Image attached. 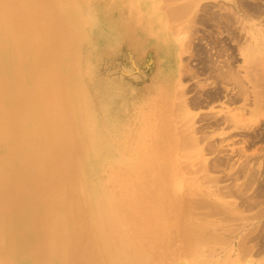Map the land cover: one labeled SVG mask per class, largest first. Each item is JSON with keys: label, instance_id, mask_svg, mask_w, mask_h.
I'll return each mask as SVG.
<instances>
[{"label": "bare ground", "instance_id": "6f19581e", "mask_svg": "<svg viewBox=\"0 0 264 264\" xmlns=\"http://www.w3.org/2000/svg\"><path fill=\"white\" fill-rule=\"evenodd\" d=\"M136 1L140 4L139 8L143 16L147 6L144 7L142 4L149 0ZM195 1L173 4L172 0L171 5L167 0L169 4L166 5L165 2V5L168 9L169 15L166 16L168 20H163L164 16L159 15V9H162L161 3L151 1L148 9L151 7V13L159 16L156 21L159 27L157 34L167 46L171 44V37L175 35L178 37H175L176 43L178 39L182 44L186 40L188 41L186 47L190 44V48H193L191 47L193 40L190 41V38L194 31L192 26L197 22L193 19L194 24L191 23L194 18L193 15L191 18V14L193 9L195 10L193 8ZM76 6L68 3L67 0H0V99L10 96L14 103L8 110L0 108V138L6 142L1 144L0 140V264H187L186 261L190 259H198L204 253L201 247L203 245L207 247L211 243L214 233L207 229L209 225L204 220H191V215L196 219L192 212L202 201L197 200L195 196L193 198L197 201H193L192 197L188 198L196 193L189 192V186L186 187L190 194L188 196L183 194L185 189L179 188L178 184L179 187L176 188L168 185L167 163L171 164L174 161L176 169L189 166L193 157L190 159V154L184 150V147H187L186 144H191L192 147L199 146V141L208 136L205 133H209V131L204 132L200 137L197 135L205 127L233 124L234 128L244 129L243 135L250 133L245 129L252 128L254 132L259 126L263 127L264 20L259 21V24L249 23L248 17L254 19L256 16L264 15V5L249 1L239 5L240 7L234 6L232 11L227 8L228 5L225 13L231 12L230 15L224 19L223 16H219L223 21L216 17L218 13L215 17L212 13V18L214 17L215 22L221 26V28L216 26L218 35L211 33V36H215L213 37L215 40L213 47L217 50L215 55L224 59H219L220 62L217 63L218 61L213 62L216 57L208 59L206 56L208 63L206 61L207 64H205L206 71L210 74L208 78L214 76L218 83L212 91H206V99H219L224 88L228 91L226 96L230 102L242 101L246 104L251 100L254 104L251 111L254 117L252 123L248 121L244 113H241L244 115L241 117L237 115V112L231 115L229 110L220 113L211 111L210 118L203 115L202 120L205 124L198 128L195 125L197 113H192L190 109L200 106L202 101L194 97L192 102H188L186 94L189 89L187 90L186 86V88L183 87L184 76H181L182 79L169 80L167 87L158 91L159 95L155 96L152 104L157 105V109L151 112L150 124L136 132V141H139L138 151H133L134 148L127 146L115 147L114 139L116 138H113V140L109 139V144L103 143L107 156L101 159L94 157V137L96 136L94 124L96 122L93 114L90 115V105L83 99L86 91L81 86L83 78L81 77L80 80L77 72L79 65L76 57L77 41L81 33L79 24L82 19L78 16ZM194 7L196 11L199 10L198 5ZM207 10V12L210 11L209 8ZM181 17H184L187 22H184L185 26L182 25L179 28L178 20ZM202 17L201 15V19ZM205 17L203 24L208 23H204ZM210 19L207 20L210 21ZM253 28L255 31L251 32L250 40H245L244 34L250 33L248 29ZM190 31L191 35L189 34L188 37ZM198 32L193 33L199 36L200 32ZM224 33L227 34V38L223 37ZM194 37L197 40V36ZM184 47L185 44L180 50L182 51ZM192 50L189 49L186 53ZM205 51L203 52L208 54ZM194 53L195 51L191 56ZM179 54L182 56L183 52ZM237 54L244 57L245 64L235 63V59H238ZM63 59H67L72 66L65 73L54 69L53 66L52 69L49 68L48 64L57 63ZM190 69V67L187 69L188 73L193 72H190ZM182 73L186 72L181 71ZM195 73L193 77L196 76ZM40 82L46 85L45 92L40 98L37 96L34 99L33 88ZM25 85L28 87L27 95H24ZM21 88H24V92L13 99L15 91ZM45 102L50 107L47 112L53 118L51 126L53 128L56 126L60 131V125L66 126L61 133L56 131V149L54 154L50 153L48 156V152L44 150L46 148L38 142H33L24 126L36 116L40 105L45 106ZM57 107L63 109L62 115L54 110ZM3 122L7 123L9 130L2 127ZM66 134L67 137H64ZM250 136L247 140L255 142L264 139V132L262 131L259 135L250 134ZM82 148L85 151L80 156L79 149ZM73 152L78 155L76 157L81 164L73 161L64 167L65 160H74ZM253 155H247L248 161L242 163L237 171L241 173L248 170L250 177L259 173L261 169L251 166L249 162L256 156ZM45 157L50 161L49 167L42 163ZM207 165L204 164V166ZM191 172L188 173L189 176L193 174ZM118 174H120L119 177H117ZM74 176L76 179L71 180ZM185 176L184 178L187 179L188 176ZM203 179L197 180L201 183ZM63 186H68L72 191V200L67 204L60 195L56 194V191ZM243 188L245 190V186ZM234 190L237 191L236 188ZM238 191L242 190L238 189ZM258 195L264 198V189ZM249 199L250 205L254 207L256 202L251 201L255 200L254 196ZM202 204L205 207L209 206L205 200ZM215 208L219 207L215 206ZM174 245L180 248V257L177 254L167 253V246Z\"/></svg>", "mask_w": 264, "mask_h": 264}, {"label": "rangeland", "instance_id": "374dc122", "mask_svg": "<svg viewBox=\"0 0 264 264\" xmlns=\"http://www.w3.org/2000/svg\"><path fill=\"white\" fill-rule=\"evenodd\" d=\"M149 1L147 3L142 4V6L144 7L147 6V9L146 8L144 9L145 16L144 14L142 16L139 8L140 4H138L136 0H67V2L70 3L71 5L72 4L74 6L77 5L76 9L78 16L81 17L82 19L79 24V26H81L80 28L81 33L79 35V40L77 41L78 48H77L76 57L79 63L77 72L79 74V79L81 80V77L83 78L81 82L83 84L81 86L86 91L85 92L86 95L83 96V99H85L86 102L92 107L91 108L89 106L90 115L93 114L94 120L96 122V124H94V129L96 130V136L94 137L95 148L93 150L94 157L96 158L97 157H99L100 159L101 157L106 158L107 154L103 147V143L109 144V139L113 140V138H116L114 139L115 147L127 146L128 148H134L133 151H138L139 141H136L137 139L136 132H138V130L141 131L140 128H143L146 125L148 126V124H150L149 119L150 116L152 115L151 112L157 109V105L153 106L152 104L154 102L155 96L159 95L158 91L164 90L165 87H167L169 80L170 81L173 79L175 80L176 78L182 79L183 76L185 77V79L183 77L182 85L183 87L185 86L188 87V88L185 87L187 90L189 89L188 93L186 94L188 96V100H189L188 102L189 103L192 102L195 99L194 97H196V100L200 99L202 101L200 106L192 107L190 109L192 113L195 114L197 113V117L195 119V125L198 128L201 125L205 124L204 120H202L203 115L210 118L212 116V112L220 113L221 111L229 110L230 111L229 113L231 115H235L236 112L238 116L243 115L241 113H244V115L246 114L245 116L248 118V121H250L251 123H252V119H254L253 113H251L254 107V104L251 103L252 101L251 100L247 101L246 104H243L242 101L234 102V103L230 102L228 96H226L228 91H226L224 88L222 89L224 91L222 93L223 95L221 94V96H219V99L218 98L215 100H209L208 98L206 99L207 92L209 90L212 91V89H214L213 87L214 86L216 87L218 83L214 76L208 78L210 74L206 71L205 64L208 63L207 58L215 59L216 57L215 54H217L216 48L213 47L215 43L214 40L215 36H211V35L212 34L218 35L219 33L217 31L216 26L217 27L219 26L218 28H221V26L220 24H218V22L217 23L215 22L216 20L213 19L215 17V14L218 13V15L216 14L217 15L216 17H218L219 20L223 21V19L226 16H229L231 13L229 12L227 14V11L225 13V10H227V8H229L232 11L234 6L244 5L245 2H249V1H251L252 3H259L261 5H264V0H254L255 2L253 0H238V1L237 0H200V1L196 0L193 5V8H195V10L193 9L191 14V18L192 15L194 17L192 18L191 23L194 24L193 23V19H194V22H197L194 25L197 26L194 25L192 26L194 27V31H192L193 35L190 34L191 31L188 33V37L189 34L191 35L190 41L193 40L192 42L193 45L191 44V47L193 48H190L189 46L190 44L188 45L189 49L191 50L193 49V50L191 52L188 51V53H186V51L189 50L188 46L186 47L188 41L186 40L184 41L186 49L184 50L185 48L184 47L183 50L181 51L180 49H182V45L184 46V44H182V42L179 41V39L178 42L176 43L177 39L175 40V37L177 36L173 35V37H171V44L167 46V44L161 41L160 37L157 34L158 33L157 29L159 27H158V22L156 21H158L157 18L159 16L157 14L155 15L152 14L151 7L150 9H148V7L153 1L159 4L161 3L160 6H162V9H159L160 12L159 15L162 17L164 16L163 20L164 19L168 20L166 19V16L168 17L169 15L168 9L166 8L167 7L166 5L169 4L168 2H166L167 0H151L152 2ZM168 1L172 2V0H168ZM173 1H174L173 4H175L178 2L187 3V1L189 0H173ZM197 1L198 3H196ZM171 2L170 4L172 5ZM195 5L196 6L198 5L197 7V9H199L198 11H196V7H194ZM223 6H225V8ZM208 8L210 10L209 12H207ZM210 8L212 9L214 8V9L211 10ZM194 13H196L195 14L196 16L194 15ZM207 13L208 14L211 13L209 14L210 16ZM212 13L214 15H212ZM241 13L243 12L241 11ZM201 15L203 16L202 19H201ZM211 15L214 17L212 18ZM219 16H223L222 17L223 19L222 18L220 19ZM153 17L155 18L153 19ZM204 17L206 19V20L204 19V23L208 22L206 24L202 23ZM210 17L212 19H210ZM256 17L254 19H252L253 17L251 19L250 17H248V22L249 23L255 22L256 24L257 23L259 24L261 20H264V15L256 16ZM181 19L178 20L179 28L180 26L182 27V25L185 26L186 24L184 22H187V20L184 17L183 18L181 17ZM207 19L208 20L210 19V21H208ZM170 21L171 20L169 19V22ZM211 21L214 24H212ZM170 23H172V21ZM197 27L199 29H197ZM195 30L199 31L201 35L199 34L198 36L197 33H193V32H197ZM207 30L210 31L207 32ZM211 31H213L214 33ZM248 31L250 33L244 34L245 40L246 39L250 40L251 32H254L255 29L254 28L248 29ZM208 33L210 34V36ZM226 35L227 34L224 33L223 37L227 38ZM194 36H197V40H195L196 37ZM205 49L207 51H205ZM194 51L195 53L197 51L199 53L198 52L196 54L194 53L191 56L192 52ZM203 51L208 52V54L204 53ZM180 52L181 54L183 52L182 56L179 54ZM66 53H68L67 49H66ZM198 54L200 56H198ZM210 54H212V56H210ZM203 56L205 58L207 56V58L205 59ZM218 57L219 56L216 57V59L218 60L215 59L216 61L214 60L213 62L218 61L217 63H219L220 62L219 59H224L223 57L222 58L220 57L218 58ZM237 57L238 59H235L236 64L238 65L243 63L245 64L244 57H242L240 54H237ZM262 57H263L262 61L264 62L263 60L264 55ZM67 61H68L67 59H63L62 61L59 62L57 61V63H51L48 65L49 68L51 69L53 66L54 69L60 70L61 72L64 71L63 73H65L72 67ZM70 62H72L71 59ZM183 65L184 66L186 65L188 68L190 67L191 68L190 72L191 71L193 72L188 73L189 72L187 71L188 68H185L186 66L184 67ZM181 66H183L184 68ZM180 68H182V70H180ZM181 71L186 73L181 74ZM194 73L196 75L195 77H193ZM24 87H25L24 95L29 94L28 87H26V85ZM45 87L46 85L42 84L41 82L34 86L33 88V90L35 91L34 99L37 98V96H39L40 98L41 94L45 92ZM23 92H24V88L16 90L14 93L15 97L13 99L18 98L20 96L18 94ZM13 104L14 103L10 96H4L2 99H0V108H3L5 110L10 109L11 105ZM246 105L248 111L246 110ZM241 107H244L242 109L245 110L243 111ZM49 108L50 107L47 106L46 102H45V106L40 105L39 110H37L35 114L36 116L31 118V120H29L28 123L24 125L25 129L29 132L30 138L33 139V142L35 143L38 142L39 144H42L46 148L44 150L48 152L47 156L50 153L54 154L56 149L55 144H57L55 141V137L57 133L56 131H60V129L56 128V126L54 128L51 126L53 118L52 115L47 112ZM54 110L57 111V113L60 115L64 113L63 109L58 107L55 108ZM178 114L181 115V113ZM201 115L202 117H200ZM198 119L199 120L201 119V121H199ZM7 126H8L7 123L5 122L2 123V127H5L9 130V127ZM60 126H61L60 127L61 131L63 129H66V126L64 125H60ZM81 126L82 125L80 123L79 124L80 129ZM263 127L259 126L254 132L252 128L245 129V131L250 132L248 135L245 134L243 135L244 129L234 128L233 124L231 126H228L226 124H221L220 127L219 126L205 127L204 129L199 131L197 135L200 137L201 135L204 134V132L209 131V133H205L208 134V136H205L202 139L200 138L201 140L199 139L200 140L198 143L199 146L197 145L198 148L196 145H195L196 147L195 146L192 147L191 144H186L187 147H184V150L190 154L189 155L190 159L193 157L191 159L192 163L190 162L192 165L191 164L188 165L189 166L194 165L195 167L181 166L180 169H176L174 166L175 165L174 161H172L171 164L170 162L167 163L168 171L166 172V174L168 173V177H167L168 179L166 182L168 183V185L175 188L179 186H180L179 188L181 189L184 188L185 189V192L183 193L184 195L189 196L190 195L188 194L189 192H193V193L196 192L194 194H191L193 196L190 197L186 196V197L193 198L195 196L197 200L200 199V201H202L200 202L201 204L198 203L197 205L198 207L196 206V209L193 208L195 212L193 211L192 213H194L193 216L196 219L192 218L191 215L190 217L191 220H204L209 225L207 229H210L209 231H213L211 233H214L212 234L214 235V237L211 243L208 244L207 247H205L204 245L201 247V250H203L204 253H202V255L198 259L195 258L194 260L190 259L191 261L190 260L186 261L187 264H231V263L232 264H262L263 263L264 264V247H263L264 246V198L261 197L262 195L261 196L258 195L264 189V139L256 140L255 142H251L250 140H247L249 139V137H251L250 134L259 135L260 133H262V131L264 132ZM65 132H67V130ZM239 132H242L241 134L243 136L239 134ZM233 133H235V135ZM219 134L225 136L226 138L224 139V137L220 136ZM227 136H229V138ZM64 137H67V134ZM0 140H1V144L6 143L3 139L0 138ZM207 144L209 146H207ZM239 149L243 151L239 152L240 151ZM84 151H85L84 148L79 149L80 156L84 154ZM61 152L62 155H64L63 149H61ZM73 154L75 155L74 160L69 161V160H65L66 157L64 158L65 160L64 167L70 165L73 161L77 162V164L78 163L81 164L80 160H77L76 156L78 155L74 152ZM192 154L195 156H193ZM249 154L256 155L254 159H250L249 161L251 163V166H255L259 170L261 169L259 173L257 172L258 175L257 174L255 176L251 175V177L249 176L250 174H248L249 173L248 170H244L247 174L243 171H241V173L240 171H237V168L241 167L242 163L248 161L247 155ZM43 162L47 167L50 166V161L47 157H45L42 163ZM233 162H235L234 163L235 166L233 165ZM204 164L205 165L208 164L211 167H209L208 165L204 166ZM215 166L219 167L220 169L216 168ZM182 167H184V169ZM212 167L215 168L212 169ZM188 168L191 169L190 171H192L191 173H193L191 174V176L188 175V173L190 174ZM199 168L201 169L199 170L200 172H198ZM193 171L194 172L196 171L197 173L195 172L194 175ZM226 172L228 175L226 174ZM238 172L241 174V176ZM185 174L186 176H188L187 179L184 178ZM119 175L120 174H118L117 177H119ZM193 176L194 178H197L199 180L203 178L205 179H203V182L200 183V181L194 179ZM240 178H244V179H240ZM75 179L76 176L71 178V180H75ZM184 184H186V186H184ZM238 184L241 187L245 186V190L243 187L241 188ZM187 186H189L190 191L188 190V188L186 189ZM228 187L231 189L229 190ZM235 188L237 189V191L234 190ZM238 189L244 191L243 192L238 191ZM71 192L72 191L71 189H69L68 186H63L62 188H59L58 191H56V194L57 196L60 195L67 204L72 200ZM250 195L254 196L255 198V200H251L253 201L252 203L256 202L254 207L250 205L251 202L249 200L253 199V198L249 199V197H252ZM195 198H193L194 200L193 199L192 200L197 201ZM204 200L205 202H207V204H209V206L205 207V205L202 204ZM246 201L250 203H247ZM211 205L214 208H212ZM215 206L219 207L220 209L219 208L216 209ZM207 208L208 211H206ZM201 213L204 214L202 215ZM257 213L260 214L258 215ZM211 227L213 228V230H211L212 229ZM254 235H256L257 237ZM240 244L241 245L244 244V245L241 246ZM179 249L180 248L177 245L167 246L166 251L169 254H173V255L177 254L180 257Z\"/></svg>", "mask_w": 264, "mask_h": 264}]
</instances>
